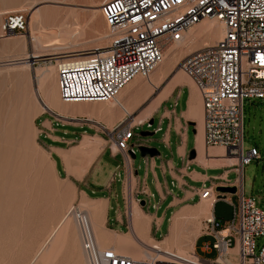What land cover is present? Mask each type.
Here are the masks:
<instances>
[{
	"label": "built area",
	"instance_id": "obj_1",
	"mask_svg": "<svg viewBox=\"0 0 264 264\" xmlns=\"http://www.w3.org/2000/svg\"><path fill=\"white\" fill-rule=\"evenodd\" d=\"M100 11L109 29L106 47L49 61L56 63L62 101L115 99L136 76L149 77L162 62L169 43L181 41L184 33L201 20L214 18L224 27L221 38L189 52L181 63V69L192 79L201 97L204 145L224 148L226 156L236 157L240 169L261 158L256 147L243 149V105L247 98L264 101V0H103ZM27 29L28 18L23 10L5 13V35H21ZM118 106L125 115L110 129L97 123L124 164L120 179L123 208L116 215L125 231L133 233L134 205L144 208L154 194L146 182L137 185V170L132 163L131 154L136 155L131 143L136 135L134 129L144 122L134 124L133 114L122 104ZM54 119L78 125L94 122L88 116H66L69 122L55 115ZM50 126L53 132L52 123ZM235 186L236 201L227 200V192L216 191L212 185H203L198 194L200 199L214 196L213 202L224 199L232 207L227 220L212 214L204 220L205 228L214 237L210 244L216 253L213 258L194 252L180 256L173 250L141 242L146 256L134 259L111 248H101L85 212L78 210L77 205H72L70 211L74 213L88 264H264V243L256 251L257 239L264 235V209L257 206L253 196L244 195L242 179ZM141 200L145 201L144 207ZM153 207L157 209L156 204Z\"/></svg>",
	"mask_w": 264,
	"mask_h": 264
},
{
	"label": "rangeland",
	"instance_id": "obj_2",
	"mask_svg": "<svg viewBox=\"0 0 264 264\" xmlns=\"http://www.w3.org/2000/svg\"><path fill=\"white\" fill-rule=\"evenodd\" d=\"M22 1V0H21ZM30 0H25L28 2ZM42 1L40 5L49 6V0ZM91 1V2H90ZM95 1V0H93ZM92 0H63L53 2L52 5L63 7V15H66L65 10H70L74 7L75 14L79 18L81 27H84L86 37L90 38L95 33L93 29V5ZM101 1V0H96ZM39 5V6H40ZM100 9V6L96 7ZM21 8L17 9L20 10ZM23 10V9H22ZM23 12L28 18V29L24 33L27 40L28 52H34L36 49L30 37V23L31 12L24 9ZM95 19V27L98 30H103L98 34L108 33L109 29L101 14ZM5 13L1 16L0 23L2 24ZM71 16V14H69ZM66 19V21H68ZM188 32V31H187ZM186 32V34H187ZM1 36L6 39L8 35L4 36L2 31ZM16 36V35H15ZM17 39V38H11ZM19 39V38H18ZM22 39H24L22 37ZM83 42L85 40H82ZM81 40L67 45V48L54 52V55H43L32 60L33 68L28 71L29 78L37 74V69H46L49 67L54 68V77L57 81V68L56 63L49 62L56 60L50 58L53 56H61L72 54L73 51L89 50L90 45L82 43ZM186 39L177 44L183 45ZM216 41L210 39H203L195 43L193 48L174 59L165 55L164 62H171L174 64L171 68L172 71L162 82L158 89H153L152 93L142 95L140 101L135 103V111L133 115H137L158 93L161 87L165 86L171 79V76L181 68V63L184 57L191 51L202 47L205 44H211ZM88 44V43H87ZM181 44V45H180ZM106 44L98 43L95 47H105ZM178 46V47H179ZM92 48V49H93ZM40 51V48H37ZM42 54H52L49 51H41ZM8 54L5 53L0 43V61ZM58 54V55H56ZM5 65H0V264H28L32 255L39 244L46 238L49 233V228L66 213L72 205H79L87 210V205L81 202L82 192L88 194L89 197L94 199L110 198L109 201V216L114 219L117 211L122 210V197H121V174L116 176L111 186V179L107 180V173L101 175L105 179L103 187H95V171L100 167V158L93 164L90 170L84 177H76L74 174L68 173V168L71 166L57 154L55 149L49 145H60L62 149H69L75 145V142H55L41 133L43 129L42 123L45 119H49L54 127L53 133L66 138L75 137L80 139L83 133L99 134L106 140L107 135L101 134L95 125L92 124H72L61 123L54 119L51 112L37 115L35 118L30 117V113L34 108V102L31 100L33 90L38 87L36 82L32 81L29 84L28 91H20L15 81L10 77L12 70H7ZM190 82L194 84L192 79L182 71ZM145 81V79H143ZM195 85V84H194ZM169 99L163 100L147 117L144 123L134 129L135 137L131 141L136 150V155L133 159L134 169L137 170V176L143 181L146 171V157H142L138 150L139 145L153 146L160 151L159 157H154L156 167L155 170L159 178L163 180L160 165H164L169 172L165 173L167 184L163 187V191H159L166 199H159L152 172L149 171L146 177V183L154 197L150 199L147 206L144 207L145 211L157 214H162L164 210L165 219L159 231L154 233L156 236V243L163 249L173 250L178 253L177 246L166 245L162 240L167 236V229L169 217L174 209V206L166 207L168 202L172 199V194H176V179L172 181L171 175L178 177L181 174L180 166L183 162L182 158L178 156L177 151L181 149L184 144V131L187 126L186 123H179V113L185 107V99L187 95L186 88L179 89ZM37 94V93H36ZM179 94V96H178ZM178 96V97H177ZM30 98V99H29ZM177 99L175 106L176 113L171 110L174 100ZM30 101V102H29ZM200 107L202 109L201 101ZM72 115L73 112H64ZM75 114V113H74ZM83 114V113H82ZM65 116V115H63ZM150 120L153 121L150 124ZM243 149L247 151L250 147H256L261 154L258 160H252L249 164L245 165L241 171V179L243 185V193L246 196H253L256 199L258 207L264 209V197H262V188L264 184V101L257 98H247L244 100L243 105ZM142 131L154 132L152 135H140ZM50 132V131H49ZM195 132H198V122L189 124L187 128V143L189 151L195 143ZM51 133V132H50ZM197 135V134H196ZM105 140L103 144H105ZM107 141V140H106ZM112 145L110 142H108ZM197 155V151H196ZM195 155V157H196ZM188 156H186V159ZM63 160V161H62ZM120 160V157H117ZM173 160L174 167L170 162ZM7 161V163H6ZM35 161V162H34ZM169 163V164H168ZM4 164H7L4 166ZM191 167L199 168L197 164H192ZM97 180L100 181L99 175L101 171L97 172ZM7 174V175H6ZM11 175V176H10ZM236 173H230L229 179L234 180ZM221 181L222 179H217ZM223 181V180H222ZM173 182V183H172ZM72 185L76 189V194L73 200H69L68 193L72 190ZM103 188L102 190H100ZM171 194V195H170ZM68 197V198H67ZM143 198V196H140ZM199 200H202L198 197ZM218 214L230 215L231 207L226 201L220 199L217 201ZM156 204L157 210L153 207ZM88 211V210H87ZM72 217V216H71ZM205 217V216H203ZM59 218V219H58ZM206 218V217H205ZM75 229L76 225L73 222ZM194 230V232H193ZM185 233V236H180V246L185 250V255L190 254L192 250V243L194 242L193 234L196 233L195 228ZM120 233L129 235L125 229H120ZM130 236V235H129ZM68 240V238H67ZM80 240V237H79ZM148 241V240H147ZM150 241V240H149ZM264 243V235L257 239L256 251ZM79 246V252L81 247ZM105 248V245H100ZM76 245L69 242L58 251L56 255H64L65 259H72L77 253ZM61 255V256H62ZM35 264H49V259L46 261L38 260Z\"/></svg>",
	"mask_w": 264,
	"mask_h": 264
},
{
	"label": "crops",
	"instance_id": "obj_3",
	"mask_svg": "<svg viewBox=\"0 0 264 264\" xmlns=\"http://www.w3.org/2000/svg\"><path fill=\"white\" fill-rule=\"evenodd\" d=\"M30 2L31 0L28 2H25V0H22V1L21 0H0V11L3 12L4 8L13 9L14 7L15 9L16 7H19V5H21L20 7H22L24 5L29 4ZM73 10L75 11L74 7H70V10H65V12H67L66 18H64L65 15L62 14L63 10L59 11L58 16L55 18L56 21L57 22L62 21L64 24L68 23V26L70 25L72 21L73 23H71V25L75 23L80 24L79 18H77L78 16L76 14L74 17H72L73 14L75 13ZM6 11L8 12V10H5L4 13H6ZM42 12H43L42 13L43 16L45 14L46 19L49 18V15H47L46 12L44 11ZM72 12L74 13L72 14ZM4 13L0 14V16L3 15ZM69 14H71V16H69ZM91 15L93 18V29L95 33L92 35V37L87 38L86 32L83 27L84 34H83V37L80 38V40L81 41L85 40L84 42L82 41V43L85 44V46L90 45L87 48L91 47L92 49L98 43H102V45L104 44L107 45L108 40L106 39L105 41L104 39L102 40L96 39L98 33L103 31V30H98L95 27V19L99 17L100 15H93L92 11H91ZM68 18L69 20L66 21V19ZM72 18H75V19L77 18L76 20L78 21H76L75 19L72 20ZM0 27H1V23H0ZM0 32H1V28H0ZM22 37L24 39H22ZM0 38H3V37L1 36ZM11 38H17V39H11ZM26 41L27 40L25 39L24 36H15V37H8L6 39H1L0 43L2 45L4 52L8 53L3 57L4 59H2L1 61H4L5 59L11 56H19V57L23 56V54L26 51H29L27 49ZM78 52L80 51H73V52H70L72 54H69V55L70 56L76 55ZM59 54H62V53H59ZM173 65L174 64H172L171 62L166 61L152 72L151 79L157 85L156 87H160L161 82L164 80V78L168 77V75L170 74L169 72L172 71L171 67ZM183 74L184 73L182 72V70L178 69L171 76V79L168 81L169 83L167 82L165 86L161 87L157 95L137 115H133V119L135 120V118H139L140 116L141 118H143V121H140V123L144 122L145 119H147V117L149 116L150 112H152L157 106H159L163 100H166L172 97L177 90L179 92L180 91L179 89L186 88L187 95L185 99V107L179 113V123L180 124L186 123L187 126L185 127V131H184V144L182 145L181 149H178L177 151L178 156L182 158L183 162L181 163V166H180L181 174L178 177H174L173 175H171L173 182L176 179L175 181H176V187H177L178 192L176 194L174 193L172 194V199L166 205V207L174 206V209L168 219L169 223H168V229H167V234H166L167 236H165L162 242L170 246L175 245L178 247L180 246V243H179L180 236L182 235L185 236L186 232L193 230L195 228L196 233L193 234L194 242L192 243V250H193L192 252L196 253L200 257L213 258L215 257L216 253L212 248H210V244L213 242L214 237L205 228L204 220L210 214H212L214 217L218 219L227 220L232 215V207L228 201L222 199L226 201L227 204L231 207V213L229 216L226 214H218L217 212V205H218L217 201L218 200H216L215 202L212 201L210 204L211 206L207 207L203 204L204 200L198 199L199 197L198 194L203 185L204 186L212 185V186H215V188L218 186L238 185L239 180L241 179L242 168L240 169L237 166L236 162L232 164L227 163V158L224 157L226 156L224 155L225 152L224 153L221 152L224 150L222 147H220L222 148V150L220 151L218 146L217 147H206L205 145H203L204 144L203 108L201 109L200 102H199V100L201 101V97H200V94H199V91L196 85L192 84L189 78H187L186 76H183ZM153 89L155 88H153L146 80L144 81L142 77L140 78V76H136L131 82L127 84V86L124 89H122L119 92L118 97L121 99L119 101L126 108L129 107L131 110L130 113L133 114L135 111V108H133V106H135V103L141 100L142 95H146L147 93H152ZM52 90H54L53 86L51 87V92ZM51 101L53 102L55 106L54 110L59 112L61 115H65L64 117L66 116H88L104 124L109 129L116 122L121 120L125 115L124 111L121 108H119L117 105H112L111 102L107 103V102L78 101V102L64 103L61 101V103H58L55 100V98L52 96V94H51ZM156 102H157V106H156ZM175 102L177 104V99L174 100L173 105L171 107V110H173L174 113H176V109H175L176 104L174 105ZM201 105H202V101H201ZM152 107L153 109H151ZM65 111L66 112L68 111L69 113L70 112H73V113L72 115H69L67 113H64ZM43 112L44 111H39L34 116L36 117L37 115H40ZM145 112L146 113L149 112V113L145 115ZM34 116L33 118H35ZM194 122H198V132H195V137H196L195 143L192 146V149L189 151V147L187 143V128L189 124L191 123L193 124ZM50 124H51L50 120L45 119L44 122L42 123L43 129L40 132L44 133V135L48 137L49 139H51L52 141L75 142L79 140L75 145L71 146L67 150L62 149L63 147L60 145H53V144L49 145L51 148L55 149V151L57 152V154L60 156L61 159L63 158L67 164L71 165L68 168L69 174L72 173L76 177H79V178L84 177L86 173L90 170V168L93 166V164L99 158L101 160L100 167L99 169L95 171V179H94L95 181H93V184H95V187L104 186L106 182H105L104 177L102 178L101 175L106 174V172H108L106 175L107 180L113 179V181H111V183L108 186H111L112 182L115 181L114 177L116 179V176H119L120 174H122L123 168H124L122 158L120 154L116 153L114 145H110L108 143L109 142L108 138L106 139L107 140L106 141L103 138V136L99 134L92 135L88 133L81 134L82 137L80 139L79 138L76 139L75 137L66 138L63 136L56 135L53 132L50 133L49 132L50 127H51ZM72 124H75V123H72ZM85 137L90 138V140H88L89 144L96 146L97 150L95 152H92V151L85 152V151L79 150L80 148L79 145L86 141ZM104 140H105V144H103ZM110 146L112 149H110ZM192 151H194L193 156H191ZM196 151H197V155H196ZM218 151L221 152V153L219 152L220 155L218 154ZM205 155H207V157L209 158L211 157L210 159L211 160L214 159L215 161H211L208 164H204L202 161V157ZM186 156H188L187 157L188 159H186ZM117 157H120V160H117ZM147 159H148L146 161L147 168L144 174L143 181L146 182V177L148 175V172L151 171L157 193L159 191H163V187L167 184L165 173L169 172L171 174L172 171L171 170L167 171L166 167L161 164L160 169H161V174L163 176V180H161L159 178L158 173L155 170L156 163H155L154 157L147 156ZM193 163L197 164L199 168L191 167ZM80 164L81 166L83 165L82 168ZM170 164L172 167H174L173 160H171ZM98 171H101V174L99 175L100 177H98V178H101L100 181H96L97 180L96 174H98L97 173ZM230 173L237 174L234 180L229 179ZM219 178L222 179L223 181L222 180L218 181L217 179ZM136 180H137V185H138V183L141 180L138 176L136 177ZM102 189L103 188H101L100 190ZM75 194H76V189L72 185V190L68 193V196H70L69 200H73ZM159 194L161 195V197L159 196ZM158 196H159V199L167 198L166 196L162 195V193L160 192L158 193ZM226 196H227V200L236 201L235 192L234 193L227 192ZM81 198H82L81 202L84 201L83 203H85L87 207H89V204L93 203L92 207L94 209V214H95L94 226L96 228V233L99 237L100 245H105L106 247H113L115 249L117 248L118 250L121 251V253H124V250H127L128 253H125V254H129L130 256L136 259H144L143 258L144 255H142L141 253L143 252V248L134 241L133 237L130 234L129 236L127 234H123L119 232L120 229H124V226L120 222L121 218L115 215L114 219H110V216H109L110 198L109 197L107 199L106 198L94 199V198L89 197L86 192L85 194L82 192ZM88 201L90 202L88 203ZM206 210L209 212L207 213ZM165 213H166V210H164L162 214H157L156 211L154 213H150L148 211H145L144 208H140L137 205L134 207L133 223H134V228L136 230V234L138 237H141L142 239H144L145 241L140 238L143 242L147 243V245H151L154 242L156 243V241L154 240L156 239V236H154V233L160 230L164 222V219H165ZM203 216H205L206 218ZM56 222L53 224V226L56 224ZM73 222L76 225L75 219L71 217V220L66 225L59 226L56 229L55 233L53 234L51 240L49 239L50 241L49 242V264H87V259L82 251V248H81V252H79L78 243L80 247H81V243L79 240L78 230L73 227ZM52 227H50L49 230ZM76 228H77V225H76ZM70 241L73 242L74 245H76L77 254L70 260L65 259L64 255L62 254H61L62 256L56 255L58 251L60 252L63 246L68 244ZM233 264H236V262L233 261Z\"/></svg>",
	"mask_w": 264,
	"mask_h": 264
},
{
	"label": "bare ground",
	"instance_id": "obj_4",
	"mask_svg": "<svg viewBox=\"0 0 264 264\" xmlns=\"http://www.w3.org/2000/svg\"><path fill=\"white\" fill-rule=\"evenodd\" d=\"M59 1H63V0H49V6H47V5H40V3L42 2L40 0H31V2L29 4H27V5H24L22 7H20L21 5H19V7H16L17 9H19V8H21L20 10L26 9V10H29L31 12V23H30V33L31 34H30V37H31V40H32L36 50L34 52L26 51L23 54V56H20V57L19 56L8 57L4 61H0V65L3 64V65H5L3 67H6L7 70L11 69L13 71L12 74L10 75V77L12 76L11 78L15 81V83L18 86L20 91H24L25 89L28 91V89H29V84L31 83V78H29L28 71L33 68L32 60H35V58L43 56V55H54V52L67 48V45H70L71 43L73 44V42L75 43V41L80 40V38L83 37V34H84L83 27H81L79 23H75V24L71 25V23H73V21H72L70 23L71 26L70 25L68 26V23L64 24L62 21L61 22H57L56 21L55 18L58 16V12L63 10V7L62 6H58V5H52L51 3L59 2ZM102 2H103V0H101V1H96L95 0V1L92 2V3H94L93 9H92L93 10V15H98L101 12L100 9H97L96 7L100 6ZM16 8L15 9H14V7H13V9H10V8L9 9H5L4 8V10L2 9L3 12L0 11V14L4 13L5 10H8V12L16 11ZM42 11L46 12L47 15H49V18L46 19L45 18V14L43 16V14H42L43 12ZM74 12H72V14ZM6 13H7V11H6ZM74 16H75V13L73 14L72 17H74ZM64 18H66V15H65ZM73 19H75V18H72V20ZM76 21H78V20H76ZM0 28H1V31H2L3 35L6 36L4 34V32H3V30H2V24H1ZM187 31H186L187 34H186V32L184 33L183 39L181 41L171 42L165 47L163 60L156 68H158L160 65H162L164 63L165 55L167 57H170L171 59H174L175 57H177V56H179V55H181V54H183L185 52L190 51L193 48V46L195 45V43L198 42V41H201L203 39H210V40H213V41H217L223 35L224 27H223L222 23H220L218 20H216L214 18H205V19L201 20L200 22H198L195 26H193L192 28H190ZM16 36H24V34L16 35ZM0 37H1V35H0ZM6 37H15V35L6 36ZM184 38L186 39L185 43H183V45L180 44L181 46L178 45L179 46L178 47L177 44L181 43L184 40ZM96 39H99V40L104 39L105 41L107 39L108 40L107 42L109 43V39H110L109 38V31H108L107 34L106 33L98 34ZM26 45H27V43H26ZM37 48H40V51L37 50ZM97 48H103V47H96V48H93V49H97ZM93 49L80 51L76 55L91 52ZM41 51H43V52L44 51H49L52 54H42ZM56 55H58V54H56ZM62 56H70V55H65L64 54ZM71 56H73V55H71ZM57 57H60V56H53V57H50V58H57ZM152 72H151V74H152ZM54 73H55V70H54V68L52 66V67H49V68H46V69H37V74L32 75L33 82H36L39 85V87H37L35 89V91L33 90L32 94H31V97H32L31 100H33V102H34V108L32 109V112L30 113V117H33L39 111H44V112L45 111H49L52 114H54L53 112H55L56 114H54V115H55L56 118H59V119L65 121V122H69L68 119H65V117L63 115H61L59 112L54 110L55 106H54L53 102L51 101V94H52V96L55 98V100L58 103H61V101H62L60 96H59V93H58V86H57V81H56V79L54 77ZM151 74L149 75L148 78H143V77L142 78L145 79L153 88L156 89L158 87H156L157 85L152 81ZM183 76H185V75L183 74ZM140 78H141V76H140ZM174 81H176V80H174ZM52 86L54 87V90H52V92H51V87ZM172 86H173V84H172ZM118 95H119V93L117 94L115 99L110 100V101H105V102H107V103L111 102L112 105H117V106H118V103L122 104L119 101L121 99L118 97ZM62 102H64V101H62ZM71 102H78V101H71ZM83 102H85V101H83ZM96 102H98V101H96ZM157 102H158V100H157ZM157 102H156V106H157ZM64 103H69V102H64ZM123 107L128 113H130L131 110H130L129 107L126 108L124 105H123ZM150 107H151V105H150ZM151 109H153V107ZM111 113H112V111H111ZM124 113H125V111H124ZM148 113L145 112V115L148 114ZM91 119H93V118H91ZM140 121H143V118H141L139 116V118H135V120L132 121V122L134 124H138V122L140 123ZM97 122L98 121H96L94 119V122H91V123L93 125H95L96 128L98 127L97 129H99L100 126H99V124ZM107 129H109V128H107ZM109 133H110V131H109ZM85 139H86V141L80 144L82 147L79 145V147H80L79 150L85 151V152H88V151L95 152L97 150L96 146L88 143V140H90V138L85 137ZM218 148L220 149V151L222 150V148H220L219 146H218ZM220 151H218V154H219ZM221 152L224 153L225 150H223ZM224 157L227 158V163L228 164H232V163H235L237 161L236 157L232 156V155H228V156H224ZM210 158L207 157V155L203 156L202 157L203 163L204 164H208L211 161H215L213 158H212L213 160H211ZM85 162H83V163H85ZM6 163H7V161H6ZM5 165H7V164H4V166ZM83 165L81 166V164H80L81 168L83 167ZM75 166H77V165H75ZM213 199H214V196H211L208 199H202V200H204L203 204L205 206L209 207V206H211L210 204L213 201ZM89 202L90 201H88V203ZM91 203H92V201H91ZM92 204H89V207L87 208L88 211L86 209L80 207L79 205H77V207H78V210H80V211L83 210V212H85V214L88 216V218H89V220L91 222V226H92L95 238L97 240L98 245L100 246L99 237H98V235L96 233V228L94 226L95 214H94V209L92 207ZM135 206L136 205H134V207ZM71 207L69 208V210L66 213H64L60 217V219L56 222V224L49 230V233L47 234L46 238L36 248V250H35L34 254L32 255V257H31V259H30L28 264H35L40 259L43 260V261H46L47 259H49V242H50L49 239L51 240L53 234L55 233L56 229L59 226L66 225L71 220V216L75 219L74 213L72 211H70ZM133 211H134V208H133ZM208 212L209 211H207V213ZM210 215H208L207 217H209ZM77 230H78V228H77ZM78 233H79V231H78ZM130 235L133 237L134 241L139 246H141L143 248V252H141V253H142V255H144L143 258H145L146 249H145V246H143L142 243H144V244H147V243L142 241L144 239H142L141 237L137 236L136 230L134 228V223H133V233L130 232ZM128 240H129V238H128ZM166 243H167V241H166ZM149 246L160 247L158 244H151ZM105 248H111L115 252L121 253V251L118 250L117 248L116 249L113 248V247H105ZM160 248H162V247H160ZM177 250H178L177 254H179L180 256H188V255H185L186 254L185 250L181 246H178ZM125 253H128V251L124 250V253H122V254H125ZM126 255H129V254H126ZM132 258H134V257H132ZM134 259H136V258H134ZM87 264H88V262H87Z\"/></svg>",
	"mask_w": 264,
	"mask_h": 264
},
{
	"label": "water",
	"instance_id": "obj_5",
	"mask_svg": "<svg viewBox=\"0 0 264 264\" xmlns=\"http://www.w3.org/2000/svg\"><path fill=\"white\" fill-rule=\"evenodd\" d=\"M150 124L153 123L152 120H150L149 122ZM154 132H149V131H142L140 133V135H147V134H153ZM138 150L140 152V155L142 157H146V156H149V157H158L159 154H160V151L156 148V147H153V146H146V145H139L138 146ZM132 157L134 158L135 155L132 153L131 154ZM194 155V151L191 152V156ZM216 191H219V192H231V193H234L235 190H236V187L235 186H218L215 188ZM140 204L144 207L145 206V201L144 200H141Z\"/></svg>",
	"mask_w": 264,
	"mask_h": 264
}]
</instances>
